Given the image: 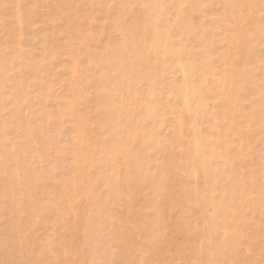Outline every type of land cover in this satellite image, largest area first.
Returning <instances> with one entry per match:
<instances>
[{
    "label": "rangeland",
    "instance_id": "rangeland-1",
    "mask_svg": "<svg viewBox=\"0 0 264 264\" xmlns=\"http://www.w3.org/2000/svg\"><path fill=\"white\" fill-rule=\"evenodd\" d=\"M0 264H264V0H0Z\"/></svg>",
    "mask_w": 264,
    "mask_h": 264
}]
</instances>
